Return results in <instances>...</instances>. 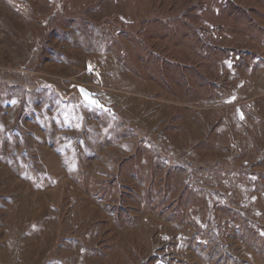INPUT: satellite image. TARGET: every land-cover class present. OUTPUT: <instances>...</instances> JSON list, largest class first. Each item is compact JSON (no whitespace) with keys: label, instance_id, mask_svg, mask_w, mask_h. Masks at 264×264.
I'll return each instance as SVG.
<instances>
[{"label":"rangeland","instance_id":"374dc122","mask_svg":"<svg viewBox=\"0 0 264 264\" xmlns=\"http://www.w3.org/2000/svg\"><path fill=\"white\" fill-rule=\"evenodd\" d=\"M0 264H264V0H0Z\"/></svg>","mask_w":264,"mask_h":264},{"label":"water","instance_id":"95a60500","mask_svg":"<svg viewBox=\"0 0 264 264\" xmlns=\"http://www.w3.org/2000/svg\"><path fill=\"white\" fill-rule=\"evenodd\" d=\"M79 91L81 93V95L88 101L96 103L97 105L101 106V107H105L101 101L99 100L98 97H96L94 95L93 92H91L90 90L86 89L85 87H79Z\"/></svg>","mask_w":264,"mask_h":264},{"label":"snow or ice","instance_id":"6c2138e0","mask_svg":"<svg viewBox=\"0 0 264 264\" xmlns=\"http://www.w3.org/2000/svg\"><path fill=\"white\" fill-rule=\"evenodd\" d=\"M93 103H94V101H93Z\"/></svg>","mask_w":264,"mask_h":264}]
</instances>
